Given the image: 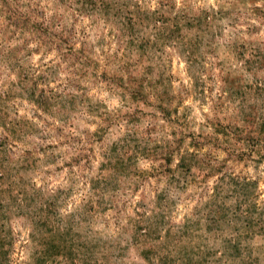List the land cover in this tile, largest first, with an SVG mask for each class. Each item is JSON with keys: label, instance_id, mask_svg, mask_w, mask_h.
Masks as SVG:
<instances>
[{"label": "clouds", "instance_id": "clouds-1", "mask_svg": "<svg viewBox=\"0 0 264 264\" xmlns=\"http://www.w3.org/2000/svg\"><path fill=\"white\" fill-rule=\"evenodd\" d=\"M0 264H264V0H0Z\"/></svg>", "mask_w": 264, "mask_h": 264}]
</instances>
